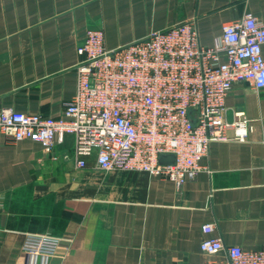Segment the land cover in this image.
<instances>
[{
    "label": "crops",
    "instance_id": "crops-1",
    "mask_svg": "<svg viewBox=\"0 0 264 264\" xmlns=\"http://www.w3.org/2000/svg\"><path fill=\"white\" fill-rule=\"evenodd\" d=\"M246 13L264 21V0H0V109L62 117L87 28L102 29L115 49L196 17L200 42L214 46L223 25ZM225 107L226 139L211 142L181 186L101 170L95 154L80 168L73 134L47 150L0 132V264H31L22 250L29 233L61 239L46 264L200 262L206 223L225 244L264 248V88L238 82ZM238 120L245 140L235 139Z\"/></svg>",
    "mask_w": 264,
    "mask_h": 264
},
{
    "label": "built area",
    "instance_id": "built-area-1",
    "mask_svg": "<svg viewBox=\"0 0 264 264\" xmlns=\"http://www.w3.org/2000/svg\"><path fill=\"white\" fill-rule=\"evenodd\" d=\"M263 47L264 21L251 13L225 23L214 46L200 42L196 17L115 49L106 47L102 29L87 28L78 46L76 93L63 116L1 108L0 132L47 150L57 137L73 134L80 168L95 154L101 170L146 172L181 186L196 178L211 142L226 139L225 100L234 84L264 88ZM246 123H233L235 139L245 140ZM162 154H174V162L161 163ZM215 227L202 226L201 251L208 258L184 264H264V248L225 244L209 236ZM60 243L56 236L29 233L22 250L31 264L38 258L46 264Z\"/></svg>",
    "mask_w": 264,
    "mask_h": 264
},
{
    "label": "water",
    "instance_id": "water-1",
    "mask_svg": "<svg viewBox=\"0 0 264 264\" xmlns=\"http://www.w3.org/2000/svg\"><path fill=\"white\" fill-rule=\"evenodd\" d=\"M175 160L174 154H162L159 157V161L164 164H170L173 163Z\"/></svg>",
    "mask_w": 264,
    "mask_h": 264
}]
</instances>
